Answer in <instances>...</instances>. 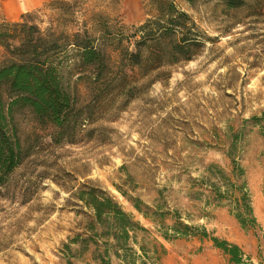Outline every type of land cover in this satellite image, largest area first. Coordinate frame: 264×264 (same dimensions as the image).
I'll use <instances>...</instances> for the list:
<instances>
[{"label": "rangeland", "instance_id": "374dc122", "mask_svg": "<svg viewBox=\"0 0 264 264\" xmlns=\"http://www.w3.org/2000/svg\"><path fill=\"white\" fill-rule=\"evenodd\" d=\"M30 1L0 0V23L29 12L45 27L50 0ZM173 1L212 40L193 59L164 68L159 80L142 79L124 105L118 97L115 108L92 123L91 136L53 143L27 112L17 116L30 155L1 190L0 264H65L68 258L95 264L93 245L85 251L71 242L83 236L89 221V210L72 197L84 182L110 193L163 244L161 264L232 263L209 238L163 239L144 217L146 206L175 212L210 237L238 245L252 263L264 264V1L256 11L226 10L215 0ZM149 3L84 0L81 11H105L130 26L148 17ZM231 158L244 169L253 226L242 227L228 206L214 204L200 182L211 163L229 172ZM136 200L144 212L134 208Z\"/></svg>", "mask_w": 264, "mask_h": 264}, {"label": "trees", "instance_id": "16d2710c", "mask_svg": "<svg viewBox=\"0 0 264 264\" xmlns=\"http://www.w3.org/2000/svg\"><path fill=\"white\" fill-rule=\"evenodd\" d=\"M83 1L50 0L46 6L52 17L45 27L29 12L19 21L0 23L4 54L0 61V194L9 175L30 155L20 137L19 114L27 112L37 126L48 130L53 143H75L79 136H91L92 123L115 108L118 97L124 105L135 96L142 79L145 84L159 80L162 73L166 75L164 68L193 59L212 40L173 0H150L148 17L130 26L105 11H81ZM215 1L226 10L256 11L264 0ZM230 162L229 172L214 163L207 165L200 182L214 204L228 206L242 227L253 226L250 196L241 180L244 169L235 159ZM72 197L89 210V221L83 236L71 242L85 251L93 245L95 264H161L166 253L163 244L110 193L84 182ZM140 204L133 201L134 208L144 212ZM146 208L144 217L156 224L163 239L209 238L230 263L254 264L238 245L210 237L204 227L186 224L175 212H162L159 206ZM65 264L73 263L68 258Z\"/></svg>", "mask_w": 264, "mask_h": 264}, {"label": "crops", "instance_id": "0c3cea01", "mask_svg": "<svg viewBox=\"0 0 264 264\" xmlns=\"http://www.w3.org/2000/svg\"><path fill=\"white\" fill-rule=\"evenodd\" d=\"M40 1H41V0H40ZM30 2H32V3H33V2H34V0H31Z\"/></svg>", "mask_w": 264, "mask_h": 264}]
</instances>
